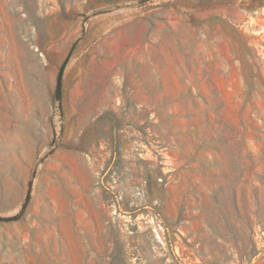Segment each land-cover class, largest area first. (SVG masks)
Here are the masks:
<instances>
[{"label":"rangeland","instance_id":"374dc122","mask_svg":"<svg viewBox=\"0 0 264 264\" xmlns=\"http://www.w3.org/2000/svg\"><path fill=\"white\" fill-rule=\"evenodd\" d=\"M0 264H264V0H0Z\"/></svg>","mask_w":264,"mask_h":264},{"label":"built area","instance_id":"2783aa9c","mask_svg":"<svg viewBox=\"0 0 264 264\" xmlns=\"http://www.w3.org/2000/svg\"><path fill=\"white\" fill-rule=\"evenodd\" d=\"M112 189V196L110 202V209L113 215H117L125 219L126 221H131L133 216L128 209H125L121 201V196L117 195V191H115V186H111ZM135 219V218H134ZM146 222L154 228V234L156 238L161 242L164 243V227L162 226L161 221L157 215H153L152 213H148L146 215Z\"/></svg>","mask_w":264,"mask_h":264},{"label":"water","instance_id":"95a60500","mask_svg":"<svg viewBox=\"0 0 264 264\" xmlns=\"http://www.w3.org/2000/svg\"><path fill=\"white\" fill-rule=\"evenodd\" d=\"M64 69H65V65H63V67L61 68L60 73H59V77H58V92H60V90H61V81H62V75H63ZM29 199H30V197L27 198L28 201H29Z\"/></svg>","mask_w":264,"mask_h":264}]
</instances>
